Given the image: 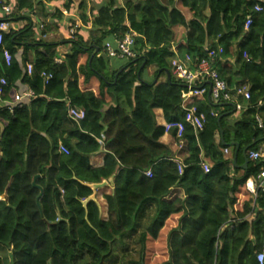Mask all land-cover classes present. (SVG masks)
Wrapping results in <instances>:
<instances>
[{"label": "trees", "instance_id": "obj_1", "mask_svg": "<svg viewBox=\"0 0 264 264\" xmlns=\"http://www.w3.org/2000/svg\"><path fill=\"white\" fill-rule=\"evenodd\" d=\"M176 1L190 11L188 22L174 0L167 5L160 0H95L88 2L89 10L86 0H14L8 13L2 11L8 2L0 0V23L27 21L21 29L2 33L0 79L5 84L0 83V101L18 81L33 93L11 111L0 102V264H10V255L12 264H258L264 193L253 199L245 183L258 174L260 163L238 166L240 150L248 147V155L264 139V126L257 127L254 119L258 113L264 120V106H257L264 99V0ZM257 3L259 12L253 11ZM49 5L55 8L49 10ZM75 6L81 25L61 12L70 13ZM29 11L42 23L41 35L63 30L62 43L36 38L23 14ZM247 15L252 23L244 29ZM175 26L186 29L178 54L194 63L211 55L205 44L220 47L221 57L234 58L235 67L219 65L214 56L219 78L228 89L235 84L249 88L239 117L219 120L222 144L215 136L217 118L231 110L225 101L189 105L204 116L197 134L187 112L181 113L187 87L171 72ZM128 32L135 33L133 57L116 61L104 51L94 53L103 50L104 41ZM61 44L65 50L57 63ZM19 48L23 66L14 57ZM3 50L10 55L7 65ZM149 67L152 78L146 79ZM68 105L83 110L84 118H69ZM156 108L166 122L184 126L188 157L180 173L160 142L164 130L155 122ZM230 143L240 149L235 166L223 155ZM99 150L103 163L93 167L90 155ZM202 159L208 172L200 166ZM148 170L151 177L145 175ZM111 177L103 218L97 202L82 205L91 194L83 183ZM175 189H182V197Z\"/></svg>", "mask_w": 264, "mask_h": 264}, {"label": "built area", "instance_id": "obj_2", "mask_svg": "<svg viewBox=\"0 0 264 264\" xmlns=\"http://www.w3.org/2000/svg\"><path fill=\"white\" fill-rule=\"evenodd\" d=\"M87 1H95V0H87ZM2 10L5 13L10 11V6L8 4H4L2 6ZM253 11L259 12L261 11V6L257 3L253 6ZM252 23V18L250 15H247L244 21V29H247ZM9 29V22H1L0 23V42L2 38V33L7 32ZM73 34V28H69L68 35ZM134 32H128L124 36L120 38H113L112 41H106L103 43V51L109 58H131L133 57V52L131 51V47L134 42ZM219 52L222 53V49L219 48ZM3 59L5 64L7 65L10 61V55L6 50H3ZM242 57L248 60V56L245 52H242ZM62 60V53L59 57L55 59V62L60 63ZM214 56H208L207 58H202L197 62H192L189 56H185L183 60H177L173 65L171 72L172 75L187 87V90L182 98L183 107L186 108L185 103L193 102L194 99H198L201 96L207 94L210 90L209 98L212 102L217 103L219 101H229L231 99V93H234L238 96L243 97L245 100L250 98L249 88L246 84H240L232 89L227 88L226 83L221 80L218 76L217 71L213 68L214 64ZM26 73L29 74L31 72V65L27 64L25 67ZM44 75V74H43ZM45 76V75H44ZM47 79L49 76H45ZM0 83L2 85L5 84L4 79H0ZM210 85H207V84ZM206 84V85H205ZM33 97V93L31 90H27L22 94H15L13 96V101L7 105V109L9 111L12 110L14 106L22 105L23 100H29ZM264 101V99H263ZM264 105L263 103H257V106L260 107ZM67 115L72 120L79 122L81 121L85 113L83 110L78 109L74 106L68 105L67 107ZM189 121L193 128L195 134L199 132L203 128L204 124V116L203 114H196L195 112H189ZM255 122L257 127L262 128L264 126V120L262 117L256 113L254 115ZM164 133H168L171 130L175 131L177 137H182V133L184 130V126L181 122L178 121H170L165 122L163 124ZM58 150L64 154L67 153V148L62 144L58 143ZM227 152V149H224V153ZM247 158L249 161L260 163L259 172L256 176L249 177L246 180L245 186L248 192L251 194L253 199L256 198L258 193H264V149L257 148L255 150H251L248 152ZM177 165L178 172L180 173L182 170V162L175 160ZM200 166L204 172H208L209 165L203 159L200 162ZM147 177H151V170L145 172ZM256 260L258 264H263L264 262V244L260 252L256 254Z\"/></svg>", "mask_w": 264, "mask_h": 264}, {"label": "crops", "instance_id": "obj_3", "mask_svg": "<svg viewBox=\"0 0 264 264\" xmlns=\"http://www.w3.org/2000/svg\"><path fill=\"white\" fill-rule=\"evenodd\" d=\"M7 1L8 4L10 7L13 5L14 3V0H5ZM86 2H90V1H87ZM93 2V1H91ZM121 2V0H120ZM161 3L163 4H166L168 3V0H160ZM76 3H78L76 1ZM95 3V2H94ZM92 4V3H91ZM89 6L90 4L88 3L87 5V9L89 10ZM174 7L176 9H178L181 14L183 15L184 19L186 22H188L190 19H191V13L190 11L187 9V8H184L182 7L181 5H179V3L174 0ZM53 8H55V5H49V10H52ZM3 11V10H2ZM4 12V11H3ZM61 12L62 14L64 15H70L76 22V24L78 25H81V21L79 19V13L78 11L76 10V6L75 8H73L70 13H68L65 9H61ZM5 13V12H4ZM0 14H3V13H0ZM25 16H27L30 20H31V26L32 28H34L35 30V37L40 39V40H43V41H48V42H59V43H62V39L66 36L62 35V31L61 29H58L57 31H49L47 34L45 35H41V29H42V23L39 21L38 17H37V14H35L34 12H25L23 13ZM205 14H208V11L205 12ZM87 15H89V12L87 11ZM39 23V24H36V23ZM27 23L26 20H19V21H12V22H9V30H18V29H21L23 26H25ZM7 31V32H8ZM173 32H174V37H173V40L172 42L170 43V51L173 53L174 55V60H173V63H176L177 60H183L185 56H188V55H185V56H181L180 54H178V48H181L185 42H186V29L182 26H175L173 28ZM59 34H61L63 37L60 39L59 38ZM113 39V38H112ZM112 39H109V40H106V41H112ZM104 41V42H106ZM103 42V43H104ZM103 43H102V46H103ZM59 47H63V49H65L64 46L59 45L57 47V51L59 52L60 51V48ZM219 48L220 47H217V49H210V47L208 46V44H205L203 46V49L204 50H211V55L210 56H216L218 59L217 62L219 65H228V66H232V67H235L234 65V58L232 59H229L228 61L226 59H223L221 57V54L219 52ZM41 51H43V48H40ZM61 53V52H59ZM94 53H96L98 56L103 53V50L98 53V50L95 49ZM213 53V54H212ZM32 50L28 49V52H27V59L29 61H31L32 59ZM14 57L16 58L17 62L23 66V60H24V52H23V48H19L17 50V52L14 54ZM190 57V56H189ZM116 61H119L120 59H115ZM192 61V60H191ZM217 64V65H218ZM217 65H214L213 64V68L215 70H217ZM234 70V69H233ZM152 72H153V67H149L147 69V72L145 73L144 77L146 79H150L152 78ZM209 85V83L207 84ZM236 86L233 85V86H229L230 87V91L232 92V89ZM28 89L27 86L23 85L22 83H20V81L16 82L15 84V87L12 88L11 90H9L6 94V98L1 100V106H7L9 103H11L13 101V96L15 94H22L24 92H26ZM0 96H3V93H1L0 91ZM30 100V99H29ZM29 100H23L25 102H28ZM204 101V100H208L211 102L209 96H208V93L203 96H201L200 98L198 99H194V101ZM192 102L190 103H185V107H183V104H181V108H182V112H187L186 116L188 117L189 116V112L190 110L193 111L191 109V107H189V105L191 104ZM214 103V102H212ZM226 103L225 105H229L231 107V110L228 111V112H225L224 114L220 115L221 118L223 116H226V115H231L230 119H234L236 117H239L240 113L243 109H242V106H243V103L246 104L247 103V100H245L243 97L241 96H238L234 93H231V99L227 102H224ZM257 103H263L264 104V101L263 100H260L258 101ZM264 106V105H262ZM180 114V112H179ZM154 116H155V122L157 125L159 126H162L163 127V124L166 122L164 117H163V114H162V111L161 109H154ZM180 116V115H178ZM220 118V119H221ZM215 139H216V142H220L222 144V131H221V128L219 126V131L217 133V135L215 136ZM160 142L162 144H164L165 146H167V148L169 149L170 151V157H171V160L174 162L175 160H178L180 162H183V160L185 158L188 157V151H187V147H186V142L184 141V139L182 137H177L176 134H175V131L174 130H171L169 131L168 133H163V135L161 136L160 138ZM233 144H237V143H230L227 145V152L224 153V149H223V155L225 158H231L232 160V164L235 166L236 164L233 162L234 158H235V162H236V157H237V153L238 151L240 150L239 147H238V144H237V152H236V156L234 157V153H235V146ZM258 148H263L264 149V139H260L259 140V145H258ZM245 149V148H244ZM240 150V155L242 156V161L240 163V165L238 166V168L240 169H245L246 167H242V165L244 164V161H245V158H247V155H246V152H245V156L242 154L243 150ZM247 151V150H246ZM89 162L90 164L93 166V167H98V166H101L102 163H103V151L102 150H99L95 153H92L90 155V158H89ZM248 163H249V160H248ZM247 163V164H248ZM112 188H113V183L112 185H107L105 187H103L102 189H99L96 191V202L99 206V209H100V214L103 218H106V215H107V207H106V203H105V200L103 199V195L104 194H107V193H111L112 191ZM247 189V188H246ZM177 194L179 197H182V189H175L174 190V194ZM173 195V194H172Z\"/></svg>", "mask_w": 264, "mask_h": 264}, {"label": "water", "instance_id": "obj_4", "mask_svg": "<svg viewBox=\"0 0 264 264\" xmlns=\"http://www.w3.org/2000/svg\"><path fill=\"white\" fill-rule=\"evenodd\" d=\"M142 67V66H141ZM122 69L119 70V72L121 71ZM210 85V84H209ZM210 95V90L208 91V96ZM221 116H219L217 118V122H218V126H219V120H220ZM235 146V153H234V157L236 156V152L238 150L237 148V144H233ZM248 149V147H246L242 154L245 156V152L246 150ZM233 162L235 163V158L233 160ZM247 163H248V159L245 158V161H244V164L242 165V167H246L247 166ZM38 176H36L33 181H32V184L35 185V180ZM113 183V177L111 178H108L107 180H103L101 181L100 183H83L86 187H88L90 190H91V194L89 196H87L85 199L81 200V203L83 206H86L88 202L90 201H94L96 202V191L99 190V189H102L103 187L107 186V185H112ZM9 260H10V264H12V258H11V255L9 256Z\"/></svg>", "mask_w": 264, "mask_h": 264}, {"label": "rangeland", "instance_id": "obj_5", "mask_svg": "<svg viewBox=\"0 0 264 264\" xmlns=\"http://www.w3.org/2000/svg\"><path fill=\"white\" fill-rule=\"evenodd\" d=\"M63 32V31H62ZM60 36H59V38L61 39L63 36L62 35H64L65 36V33L63 32L62 33V35L61 34H59ZM60 48V51L59 52H61V53H63V51L65 50V49H63V47H59Z\"/></svg>", "mask_w": 264, "mask_h": 264}]
</instances>
